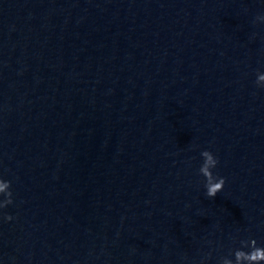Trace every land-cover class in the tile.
Here are the masks:
<instances>
[{"label": "water", "instance_id": "1", "mask_svg": "<svg viewBox=\"0 0 264 264\" xmlns=\"http://www.w3.org/2000/svg\"><path fill=\"white\" fill-rule=\"evenodd\" d=\"M258 15L264 0H0V264H220L241 240L264 247Z\"/></svg>", "mask_w": 264, "mask_h": 264}, {"label": "clouds", "instance_id": "2", "mask_svg": "<svg viewBox=\"0 0 264 264\" xmlns=\"http://www.w3.org/2000/svg\"><path fill=\"white\" fill-rule=\"evenodd\" d=\"M256 21L264 22V15H258ZM256 85L264 89V73H257ZM203 164L199 172L205 178V195L208 198H215L217 193L221 192L225 185V178L213 175L212 169L218 164V159L210 151L201 152ZM11 182L0 178V196L4 199L0 200V209L7 207L13 203ZM11 220L12 216L4 217ZM241 247L234 250L230 255L234 256V260L229 257H221L220 264H264V247L257 246L255 239L241 240ZM244 249H249L245 251ZM210 255V254H209ZM203 264V262H202Z\"/></svg>", "mask_w": 264, "mask_h": 264}]
</instances>
